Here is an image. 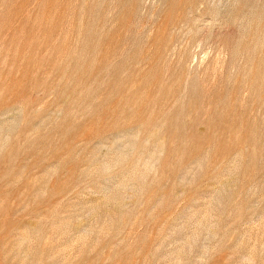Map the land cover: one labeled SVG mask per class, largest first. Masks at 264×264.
<instances>
[{
    "label": "rangeland",
    "instance_id": "374dc122",
    "mask_svg": "<svg viewBox=\"0 0 264 264\" xmlns=\"http://www.w3.org/2000/svg\"><path fill=\"white\" fill-rule=\"evenodd\" d=\"M0 264H264V0H0Z\"/></svg>",
    "mask_w": 264,
    "mask_h": 264
}]
</instances>
